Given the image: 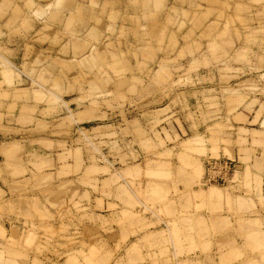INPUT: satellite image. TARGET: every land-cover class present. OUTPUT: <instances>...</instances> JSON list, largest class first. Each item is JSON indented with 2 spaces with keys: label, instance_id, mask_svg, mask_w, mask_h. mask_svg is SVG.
<instances>
[{
  "label": "rangeland",
  "instance_id": "rangeland-1",
  "mask_svg": "<svg viewBox=\"0 0 264 264\" xmlns=\"http://www.w3.org/2000/svg\"><path fill=\"white\" fill-rule=\"evenodd\" d=\"M64 1L73 5L45 19L22 7L32 29L1 28L0 247L8 246L7 257L264 264V212L227 197L242 181L264 205L245 150L250 138L260 168L264 0ZM216 151L244 152L248 161L238 157L245 166L224 187H202L204 162ZM202 191L226 194L224 208L223 196L213 199L211 221L207 199L196 195Z\"/></svg>",
  "mask_w": 264,
  "mask_h": 264
},
{
  "label": "crops",
  "instance_id": "crops-1",
  "mask_svg": "<svg viewBox=\"0 0 264 264\" xmlns=\"http://www.w3.org/2000/svg\"><path fill=\"white\" fill-rule=\"evenodd\" d=\"M44 4L41 5L39 3H36L33 0H0V37H2L4 35V32L1 30V28H13L14 31H17L19 26H23L26 30L32 29L34 26L33 21L30 20V18L27 19V17H25L26 12L25 9L30 11L32 17L36 18V19H45L46 17H48L52 10H57V11H63L64 9L68 10L70 8L71 5H73L72 1H64L62 0V3H60L59 5L54 4L55 0H44ZM22 7H25V9H23ZM62 9H59V8ZM72 9V8H71ZM70 9V10H71ZM37 12H42L40 15H37ZM59 13H55L54 16L58 17ZM56 17V18H57ZM82 24V26H85V24L81 21L80 22ZM68 24V23H67ZM70 31H71V35H75V33H77L78 31L73 29V25L72 23H70ZM8 36V35H7ZM18 41V40H17ZM2 42L6 45H8L9 42H11V40H9V37L7 38V40H2ZM11 47V46H9ZM17 46H15L14 50L16 51ZM80 58L82 57L79 56ZM244 130H248L247 128H243ZM251 131L254 132H259L258 130L255 129H251ZM250 132V131H248ZM253 143V142H252ZM206 150H213L211 146H208ZM244 150V149H243ZM246 151H249V165H250V169L249 172L251 174V176L259 179V188L260 190L264 191V163L262 164V166L259 168V154L257 155H253L252 153H250V151L255 150V147L251 145V139H248V146L247 148H245ZM239 152V151H237ZM235 153V158H228L226 156H223V152H217L216 153L219 155V157L222 158H226L228 160H230L231 162H233L235 169L237 170L239 167L240 168H244L245 164L239 161L240 159H245L247 160V158L245 157L244 152H242L240 155H238V153ZM211 155V152H209ZM230 154V153H229ZM222 155V156H220ZM231 155V154H230ZM240 156V157H239ZM209 159H215L212 158L211 156H208ZM218 157V158H219ZM239 157V158H238ZM217 158V159H218ZM256 158V160H255ZM248 161V160H247ZM253 163H255V167L253 165ZM258 185V184H257ZM256 185V186H257ZM237 192H239L238 194H236L234 197L227 195L228 199L231 197L230 201L231 203H246L249 207H252L250 209L253 210H261L259 212L263 213L264 212V205L261 206V209L259 207V204L257 203L258 200V195L253 194L252 197H250L251 195H246L247 193V188L244 186L243 182L241 181L239 184L235 185ZM253 187V186H252ZM255 193V191H252ZM196 195L200 198H205V200L207 199L208 204V209L210 215L206 216L208 219H210L209 221H211V219H213V216L211 215V211H215L216 205L214 203H216V201H214L213 199H217L218 197H222L223 196V208L225 207V203L227 201L226 198V194H222L220 192L219 195H214V196H206L205 192H196ZM250 202L252 203V206L250 204ZM264 202V195L262 196V201ZM202 218L205 217V215L201 216ZM221 218H226L225 216H222ZM10 235V233L7 234V237ZM7 249L8 246H1L0 247V255H2L0 257V263L1 264H22V262L17 259H9L7 257ZM4 251V253H3ZM9 251V249H8ZM20 257L23 256V252L22 251H16Z\"/></svg>",
  "mask_w": 264,
  "mask_h": 264
},
{
  "label": "built area",
  "instance_id": "built-area-1",
  "mask_svg": "<svg viewBox=\"0 0 264 264\" xmlns=\"http://www.w3.org/2000/svg\"><path fill=\"white\" fill-rule=\"evenodd\" d=\"M236 172L233 162L228 159H207L204 162L202 187L225 186L229 184Z\"/></svg>",
  "mask_w": 264,
  "mask_h": 264
}]
</instances>
